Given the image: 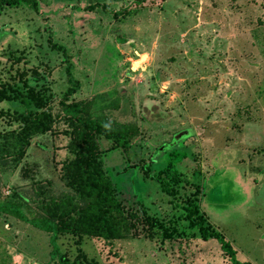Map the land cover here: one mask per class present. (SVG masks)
Instances as JSON below:
<instances>
[{
  "label": "rangeland",
  "instance_id": "obj_1",
  "mask_svg": "<svg viewBox=\"0 0 264 264\" xmlns=\"http://www.w3.org/2000/svg\"><path fill=\"white\" fill-rule=\"evenodd\" d=\"M35 1L38 14L0 5L1 79L21 88L22 74L61 117L65 64L49 43L61 46L80 84L72 101L130 134L126 146L96 141L135 228L112 242L60 234V253L80 264H232L189 224L192 201L238 261L264 264V0H145L136 10L134 0ZM0 109L22 111L17 102ZM70 128L58 119L16 159L18 124L0 116V202L33 219L39 200L72 194L62 176ZM172 151L185 155L177 180L167 177ZM50 252L49 233L0 212V264H60Z\"/></svg>",
  "mask_w": 264,
  "mask_h": 264
},
{
  "label": "trees",
  "instance_id": "obj_2",
  "mask_svg": "<svg viewBox=\"0 0 264 264\" xmlns=\"http://www.w3.org/2000/svg\"><path fill=\"white\" fill-rule=\"evenodd\" d=\"M144 1L134 0L133 9L142 7ZM21 3L28 5L37 14L39 13L38 4L35 0H0L1 6H17ZM93 7L90 6L89 9ZM129 11L131 8L115 12L114 17L124 16ZM50 43L51 49L61 52L62 62L65 64L64 75L67 88L59 101L62 116L51 113L40 90L28 86L22 74H18L17 77L22 82L21 88L3 81L0 76V103L17 102L22 107V111L0 109V116H6L11 123L16 122L18 124V132H15L16 159L24 156L33 136L51 130L58 119L62 118L71 126L68 135L69 150L73 157L63 165L62 176L72 194L66 195L59 201L54 199L39 200L37 206L40 217L37 218H27L20 205L15 201L0 202V212L16 217L34 228L49 233L51 259L57 258L60 264H80L78 260L69 263L65 256L60 253L56 242L57 235H84L112 242L127 236V233L136 226L135 216L126 215L127 212L123 210L115 197L114 185L102 170L96 141L97 136H102L115 143L116 146H126L130 134L128 130L124 131L121 125L108 126L89 116L80 102L72 101L71 98L79 90L80 84L73 76V66L68 61V55L64 48L50 45ZM184 158L185 155L182 152L172 151L167 154L166 165L169 179H178L173 169ZM146 173L148 174L147 170ZM154 180L159 184L162 192L167 195L175 194L167 179L155 176ZM196 193L198 192L196 191ZM183 209L189 224L197 229L203 241L216 240L221 251L232 264H250L247 261H238L236 250L229 241L221 233L211 230L209 226L205 225L206 219L202 214H199L198 207L194 202L188 201Z\"/></svg>",
  "mask_w": 264,
  "mask_h": 264
}]
</instances>
